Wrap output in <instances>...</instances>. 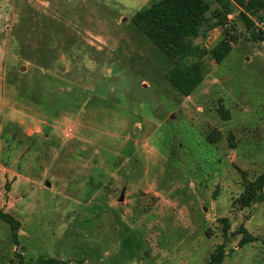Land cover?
<instances>
[{
  "label": "rangeland",
  "instance_id": "obj_1",
  "mask_svg": "<svg viewBox=\"0 0 264 264\" xmlns=\"http://www.w3.org/2000/svg\"><path fill=\"white\" fill-rule=\"evenodd\" d=\"M152 2L0 0V210L21 222L16 245L0 221V264H203L220 245L264 264V199L237 202L264 178V34L236 7L196 40L233 48L185 97L133 23Z\"/></svg>",
  "mask_w": 264,
  "mask_h": 264
},
{
  "label": "trees",
  "instance_id": "obj_2",
  "mask_svg": "<svg viewBox=\"0 0 264 264\" xmlns=\"http://www.w3.org/2000/svg\"><path fill=\"white\" fill-rule=\"evenodd\" d=\"M218 9L209 17L211 4L209 0H153L150 6L137 11L133 23L143 34L154 43L174 65L165 74L166 79L185 97L191 96L204 81L208 72L205 61L210 57L216 64H221L232 51L233 37L225 30L224 38L212 49H207L203 43L208 33L227 24V16L236 7L241 9L240 15L247 30L251 31L254 40H263L261 32H256L255 22L249 12L264 10V0H213ZM264 178L256 181L245 180L244 191L237 202L242 207H248L253 202L262 201ZM0 221L9 225L11 240L19 244L21 222L15 217L0 210ZM241 240L239 247L258 240L244 227L239 230ZM227 255L225 247L220 245L203 264H223ZM19 256V255H18ZM20 259V258H19ZM27 264V263H21ZM33 264H71L67 260L44 258Z\"/></svg>",
  "mask_w": 264,
  "mask_h": 264
},
{
  "label": "water",
  "instance_id": "obj_3",
  "mask_svg": "<svg viewBox=\"0 0 264 264\" xmlns=\"http://www.w3.org/2000/svg\"><path fill=\"white\" fill-rule=\"evenodd\" d=\"M47 186H50L49 182L46 183ZM123 200V196H121V198L119 199V201Z\"/></svg>",
  "mask_w": 264,
  "mask_h": 264
}]
</instances>
